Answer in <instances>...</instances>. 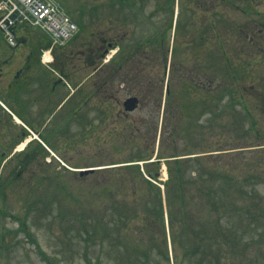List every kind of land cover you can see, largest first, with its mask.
<instances>
[{"label":"rangeland","instance_id":"1","mask_svg":"<svg viewBox=\"0 0 264 264\" xmlns=\"http://www.w3.org/2000/svg\"><path fill=\"white\" fill-rule=\"evenodd\" d=\"M57 1L76 20L80 31L65 47H55L51 52L53 62L48 64L64 78V85L63 82L57 85L56 90L49 92L53 80L57 79L51 73H47V76L52 75L49 80L36 72L28 85L25 80L15 82L13 72L22 63L28 48L25 45L11 47L0 30V62L2 70L9 74H0V98L33 128H26L23 134V127L15 124L0 108V233L8 237L0 262L114 264L107 257H96L103 239L89 240L84 231L85 219L90 210H97L100 217H108L113 224L118 218L115 208L118 200L124 196L129 200L133 198L136 186L131 179L135 175L139 191L149 192L139 172L125 171L118 166L134 157H155L158 145L154 149L148 133L153 125L150 107L144 110L141 104L134 112L125 111L123 102L133 96L125 83H115L101 96L90 97L94 90L92 83L98 76L95 66L101 55L104 63L117 58H114L116 51L110 50L117 43L132 47L137 41H144L154 29L150 16L157 14L153 21L159 25L169 11L154 12L159 2L160 6L165 5V0H149L143 9L141 0H127L124 4H119V0ZM184 2L187 10L182 29L184 25L190 29L194 25L196 33L202 29L208 34L211 32L209 22L214 19L216 31L220 28L218 32L225 34L232 68L225 80L223 77L216 80L218 87L225 83L228 87L222 101L223 112L218 113L221 107L212 113L208 109L203 111L201 102L191 106V110L177 104L181 137L176 150L181 154H213L209 156L211 166H226L239 177L243 187L239 195L244 199L241 203L253 208L254 213L245 216L243 222L235 218L241 226L239 233L245 238L241 253L232 257V263L264 264V211L261 213L257 207L264 208V0H181V6ZM210 7H213L211 11ZM28 33L26 43L42 38L45 47L50 42L39 28L30 27ZM44 47L42 55L49 49ZM138 58H145V54L134 59ZM7 59L15 60V64L5 63ZM146 73L160 75L154 69ZM25 77L30 79V75L25 74ZM74 83L79 85L82 98L78 96L75 100V96L73 101L56 108ZM208 83L210 88L215 85ZM84 98H89V104L82 103ZM171 109L165 116L169 124L173 121ZM31 137L36 140L26 146L25 152H20V145ZM171 148L169 146L165 152L171 153ZM26 151L31 156L22 167ZM4 157L8 158L3 160ZM143 165L141 168L146 175ZM91 168L102 170L82 172ZM159 173V182L165 183L168 173L164 164ZM136 201L145 209L142 200ZM24 222L38 246L22 231ZM107 233L111 238L115 236L109 230ZM111 238L105 239L107 249L113 244ZM94 244L97 251L90 252L88 246Z\"/></svg>","mask_w":264,"mask_h":264},{"label":"trees","instance_id":"2","mask_svg":"<svg viewBox=\"0 0 264 264\" xmlns=\"http://www.w3.org/2000/svg\"><path fill=\"white\" fill-rule=\"evenodd\" d=\"M173 4L174 0H165L164 6L158 3L154 12L161 13L166 10L169 11L168 16L159 25H155L153 21L158 15L150 16L155 30L153 29L144 41H137L132 47L121 43L114 45L113 47L119 46L117 58L111 60L114 64L104 65L100 70V77L94 83L96 91L114 87L115 83H125L130 95L141 98L144 110L150 107L153 125L149 127L148 133L155 149L164 82L168 65L170 66L157 156L167 159L168 179L164 183L165 189L162 190L146 178L138 164L121 166L125 171L139 172L144 177L149 192L139 191L138 180L136 175L133 176L131 182L136 186L132 192L134 199L129 200L124 196L118 200L115 207L117 220L114 219L112 224L108 217L102 218L100 212L90 210L85 219L84 231L91 242L100 237L103 239L102 248L96 257H107L114 264H233L232 257L236 256L237 252L241 253V243L245 238L240 235L241 226L239 221L236 223L235 218L243 222L245 216L250 217L254 213L253 208L241 203L244 199L239 195L243 190L239 177L227 170L226 166H211L209 155L183 157L192 153L181 154L176 150L181 137L177 124V104H180L181 108L191 110V106L201 102L203 111L208 109L212 113L219 107L221 108L218 113L224 111L222 101L228 87L226 83L218 87L216 80L219 77L225 80L226 74L229 73L230 51L225 34L218 32V28L214 43L208 46L206 53V45L209 43L205 32L202 36L186 25L183 30L184 16L181 14L172 42ZM139 54H145V58L135 60ZM146 59L148 61H145ZM149 69H154L160 75L147 74L146 70ZM209 81L215 84L212 88L209 87ZM171 107L173 121L169 124L165 116L170 113ZM167 146H172L171 153L165 152ZM152 157L153 155L134 157L130 162L150 160ZM24 160L20 164L22 167L30 160V155ZM160 167L159 161L145 163L147 174L155 181H159L157 174ZM19 174L21 175L17 173ZM263 174L264 172V179ZM137 199L144 202L145 209L140 208ZM257 207L263 213L264 208ZM21 229L34 244L38 243L28 233L25 222ZM108 230L114 232L113 238L107 233ZM136 236L139 238L136 239ZM7 238L6 233H0V256L7 245ZM107 238L113 240L108 249L104 247ZM88 250L96 252V245L88 246ZM43 255L48 260L45 252Z\"/></svg>","mask_w":264,"mask_h":264},{"label":"flooded vegetation","instance_id":"3","mask_svg":"<svg viewBox=\"0 0 264 264\" xmlns=\"http://www.w3.org/2000/svg\"><path fill=\"white\" fill-rule=\"evenodd\" d=\"M212 8L213 7H210L209 10L211 11ZM211 22L214 25L215 20L212 19ZM253 37L251 38L253 39ZM26 45L28 47V51L26 53V57L24 59L23 64L18 67L14 72L13 78L15 81L20 80L25 74L28 76L30 72L37 70L39 67H42L41 52L43 51L44 47L43 43L38 40H33L31 43H28ZM44 73H46L45 69Z\"/></svg>","mask_w":264,"mask_h":264},{"label":"water","instance_id":"4","mask_svg":"<svg viewBox=\"0 0 264 264\" xmlns=\"http://www.w3.org/2000/svg\"><path fill=\"white\" fill-rule=\"evenodd\" d=\"M138 99L133 97L125 101V108L129 111L134 110L138 106Z\"/></svg>","mask_w":264,"mask_h":264},{"label":"built area","instance_id":"5","mask_svg":"<svg viewBox=\"0 0 264 264\" xmlns=\"http://www.w3.org/2000/svg\"><path fill=\"white\" fill-rule=\"evenodd\" d=\"M38 11H41V12H43V11H47V9L45 8V6H44V5H38ZM51 18L53 19V17H52V16H51ZM53 24H55V25H58L57 21H56V20H54V19H53Z\"/></svg>","mask_w":264,"mask_h":264},{"label":"bare ground","instance_id":"6","mask_svg":"<svg viewBox=\"0 0 264 264\" xmlns=\"http://www.w3.org/2000/svg\"><path fill=\"white\" fill-rule=\"evenodd\" d=\"M22 17H23V16H22ZM46 59H47V60H50V58L48 57V55L46 56ZM15 120H16L18 123H21V120H20L17 116H15ZM36 138H38V137H36ZM26 142H27V141H26ZM26 142H24V143L21 145V147H20L19 149L24 148Z\"/></svg>","mask_w":264,"mask_h":264}]
</instances>
